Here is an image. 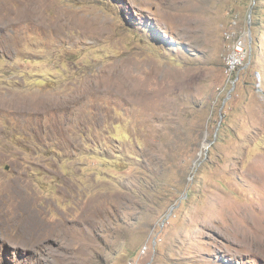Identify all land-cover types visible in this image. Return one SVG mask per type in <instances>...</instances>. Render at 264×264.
<instances>
[{"label": "rangeland", "instance_id": "1", "mask_svg": "<svg viewBox=\"0 0 264 264\" xmlns=\"http://www.w3.org/2000/svg\"><path fill=\"white\" fill-rule=\"evenodd\" d=\"M0 264H264V0H0Z\"/></svg>", "mask_w": 264, "mask_h": 264}, {"label": "built area", "instance_id": "2", "mask_svg": "<svg viewBox=\"0 0 264 264\" xmlns=\"http://www.w3.org/2000/svg\"><path fill=\"white\" fill-rule=\"evenodd\" d=\"M225 36L231 42L230 51L226 56V74L231 76L247 57V42L243 36L236 38L231 30L226 31Z\"/></svg>", "mask_w": 264, "mask_h": 264}]
</instances>
